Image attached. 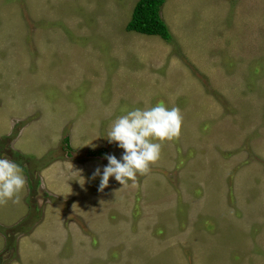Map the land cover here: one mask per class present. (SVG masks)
Returning a JSON list of instances; mask_svg holds the SVG:
<instances>
[{
  "label": "rangeland",
  "instance_id": "1",
  "mask_svg": "<svg viewBox=\"0 0 264 264\" xmlns=\"http://www.w3.org/2000/svg\"><path fill=\"white\" fill-rule=\"evenodd\" d=\"M135 1L0 0V157L27 180L0 264H264V0H165L169 41L124 28ZM161 102L180 136L100 191L112 122Z\"/></svg>",
  "mask_w": 264,
  "mask_h": 264
},
{
  "label": "clouds",
  "instance_id": "2",
  "mask_svg": "<svg viewBox=\"0 0 264 264\" xmlns=\"http://www.w3.org/2000/svg\"><path fill=\"white\" fill-rule=\"evenodd\" d=\"M183 115L179 107L168 108L162 102L148 108H134L117 117L107 133L109 143L123 149L118 160L107 155V165L97 167L93 178L99 176V190L103 191L114 177L122 186L129 181L138 183V175L150 173L151 165L161 157L163 143L180 136ZM27 184L24 169L7 156L0 157V205L8 201L18 203Z\"/></svg>",
  "mask_w": 264,
  "mask_h": 264
},
{
  "label": "trees",
  "instance_id": "3",
  "mask_svg": "<svg viewBox=\"0 0 264 264\" xmlns=\"http://www.w3.org/2000/svg\"><path fill=\"white\" fill-rule=\"evenodd\" d=\"M164 1L136 0L124 28L127 31H134L141 34L158 35L163 40L169 41L170 34L167 25L159 14L160 7ZM15 154L16 156L19 155L18 153Z\"/></svg>",
  "mask_w": 264,
  "mask_h": 264
}]
</instances>
